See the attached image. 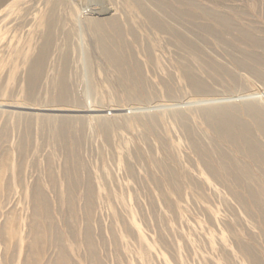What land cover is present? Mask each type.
<instances>
[{
	"label": "rangeland",
	"instance_id": "1",
	"mask_svg": "<svg viewBox=\"0 0 264 264\" xmlns=\"http://www.w3.org/2000/svg\"><path fill=\"white\" fill-rule=\"evenodd\" d=\"M49 1L36 2L35 13L40 20L45 18L43 12ZM60 1L64 33L57 35L31 99L27 97V68L38 52L40 32H11L8 47L0 45V102L33 106L38 112L26 116L22 109L0 111V264H23L30 251L29 230L38 222L32 199L37 185L48 198L49 220L62 235L58 234L60 244L69 250L73 264H94L85 244L87 226L102 264H253L240 244L253 246L264 263V230L258 216L248 212L236 195L234 198L230 181L206 168L194 146L198 143L208 149L215 162L218 150L239 158L240 166L249 162L257 177L253 182H264L259 163L213 139L197 104L218 98L243 105L246 100L243 102L240 96L264 94V86L250 79L234 59L251 50L259 60L248 59L249 63L264 69V50L243 44L239 31H223L202 11L181 6L176 0L161 1L194 10L193 14L199 16L195 22L212 26L221 39L203 32L186 15L179 18L169 14L168 22L180 21L183 34L197 44V49L184 46L173 35L141 24L142 16L131 10V0ZM192 1L200 8L220 12L233 21L235 28L245 27L264 40V0ZM96 3L102 8L112 6L121 21L129 16L136 25V37L127 33L124 38L129 42L128 54L134 58L128 60L129 68L141 71L144 94L138 97H128L93 34L76 22V7H93ZM84 20L85 15L81 18ZM65 53L67 80L78 98L69 104V114L77 117L68 123L67 144L57 142L51 129L42 126L39 113L43 107L54 105L52 79L58 75ZM187 71L203 81L209 91L195 90ZM262 101L264 104V98ZM176 103L181 113L174 114L170 109L169 105ZM93 110L110 116L108 129L101 127ZM27 126L30 144L21 154L17 144ZM69 162V177L77 181L73 208L65 198L69 177L64 169ZM88 188L93 191L90 221L85 216ZM237 190L244 192L242 188ZM9 217L19 220L16 238L5 232ZM49 243L44 264H51L58 253L54 238Z\"/></svg>",
	"mask_w": 264,
	"mask_h": 264
},
{
	"label": "bare ground",
	"instance_id": "2",
	"mask_svg": "<svg viewBox=\"0 0 264 264\" xmlns=\"http://www.w3.org/2000/svg\"><path fill=\"white\" fill-rule=\"evenodd\" d=\"M176 1L181 6H194L193 9L202 11L204 14H206L207 17H210L211 19L215 20L223 31H239V33H241L243 37V39H240L243 44H247V46L251 44V47H259L264 50V40L255 37L252 31L248 30L245 27L238 26L237 28H235L236 26L233 21L229 18L224 17L222 14H219L220 12L217 13L210 8H200L197 4L194 3L196 1ZM36 2L37 0H0V45H8L9 41L7 37L11 32H17L21 29H24L26 31L28 30L27 32H31L37 29V31L40 32V44L38 46V52L36 56L30 61V63L28 62V99H31L33 97L34 89L35 87H37L36 85L40 80V76H42L41 74L43 72L45 60L47 59L56 44L57 35H59L60 33H64V14L60 8L62 1L51 0L48 2L43 12L45 16L44 20H40V18L35 13L36 11H38L36 8ZM131 2V10L135 12V14L142 16L140 22L141 24H145L146 26L156 29L159 32H166L170 35H173L184 46H188L189 48L191 47L192 49H197V44L195 45L193 40L188 39L183 34L180 21L179 24H171L168 22V19L166 17L169 16V14L172 15V13H174L177 14L178 17L186 15L190 18V21L191 19L193 20L190 23L198 25L203 32H207L211 34V36L213 35L216 38L221 39L215 28H213L212 26L207 24L201 25L198 23L199 21L195 22L199 16L193 14L194 10L190 11L188 8H176L175 4L172 6L170 4H167L166 2L164 3V1L161 0H131ZM70 3L72 4V2ZM108 5H111V3H108ZM124 8L126 7L124 6ZM76 10V22L80 24V28L90 31L93 34V36L95 37L96 45L101 55L118 75V81L120 85H122L124 90L127 92L128 97L135 98L138 97L139 94H144V89L142 87L141 82L142 80L140 78V69L138 70V72H135L132 71L128 66V60H133L134 58H132L130 54H128L129 42L125 40L124 36L128 33L136 37V25L134 24L132 18L129 16H125L124 21H121L117 10L114 9L112 6L102 8L97 4L93 7H76ZM161 11H163L165 14H163ZM83 15H85V20L82 22L81 18ZM167 38L169 39V37ZM170 39L172 40L171 37ZM257 56L258 55H256L254 52L248 50L244 57H234V59L237 65L242 68L241 70H243L250 77V79L264 86V69L257 68L255 65L249 63L248 61V59L255 61L256 59L259 60ZM67 64L68 54L65 53L63 54V60L60 66L61 69L59 70L58 75L52 79L53 88L51 89L53 90L51 97L52 101L54 102V105L50 108L43 107L41 112L39 111L40 115H42L40 116L42 126L44 125L51 129L53 138L57 140V142L61 141L66 144L67 135H69L67 133L68 130H70L68 129L69 127L67 128L68 123L70 119L73 120L77 117V115H72L73 113L69 114L70 111H72L69 110V104L72 101H76L78 99L75 96L74 92H72L73 89L67 80ZM186 75L188 76L189 81L191 82L195 90H197L198 92L209 91L207 85L203 81L198 79L196 75H193L192 72L187 71ZM21 92L23 93V91ZM263 98L264 94L255 92L252 95H242L239 97L240 100L243 99V102L244 100H246L245 104L243 105L231 104V101L230 104L225 103V101H223L224 99L218 98L204 99L197 102V104L200 105L201 110L206 118V121L209 125L208 127H210L212 131L213 139L228 144L234 149L233 151L235 152V154L236 152L242 153V155L252 160L253 162L259 163L262 172L264 171V104H261L263 103ZM169 106L170 109L175 112L174 114H176V112H180L178 110L179 106L177 105V103L171 104ZM8 109L25 110L26 112L23 114H26V116H29L31 112L38 113L36 107L33 106H22L18 103L15 104L13 102L5 105L4 103L0 102V111ZM141 110L142 109H140L139 111ZM77 112L81 113V110H78ZM92 113L94 114L95 119L99 121V123H101V127L103 126V128L107 129L108 127H110L111 118L110 116H108V114H106L105 111L93 110ZM246 116H248L249 118H247ZM28 119L30 120V118ZM184 126L187 128L188 131V125L185 124ZM29 127L27 126L25 131H23L24 133L20 137L19 144L16 143L17 145H19V151L21 154L26 152V146L30 142ZM5 133L6 132L4 131L3 135H5ZM3 138L5 137L3 136ZM194 144V146L198 149V151L204 158L205 162L203 163L206 164V168L211 170L212 173H216V175L218 174L225 180H228L227 182H231L230 184H232L231 189L234 192H232L234 194V198L236 195L239 202L248 212L258 216L260 220L259 224L264 230V182H253V178L255 176H253L252 171L250 169V163L244 162L241 163L240 166L238 165L240 163L239 158L231 156L222 150H218L219 159L217 162H215V160L211 158V155H209L208 149H205L201 144ZM77 145L78 141L75 146H73L77 147ZM69 165H71L70 162L64 169L65 173H67L68 175H66L67 177L70 176V171H72V167H70ZM255 178L257 179V177ZM67 183L68 195H66L65 198L66 202L69 203L70 206L73 208L75 207V196L73 188L77 184V181L74 180V178L72 179L71 177H69ZM238 188H242L244 192L238 191ZM32 199L35 205L34 214L38 222L32 224L29 230L30 251L26 253L23 264H44L47 259V248L50 245V238H54V240L56 241V246L58 248L57 256L55 259H51V264H73L71 256L69 254V250L65 246L60 244L61 237L58 235L60 233H57L53 223L49 220L50 217L48 214V198L46 197V194L44 193L43 188L41 186H35ZM85 201V216L87 218V221H90V215L93 208V191L90 188H88V190L85 192ZM18 221L19 220L15 217H9L7 219L5 232L8 233L12 238H16L19 235L18 227L16 225ZM69 234L71 235V237L74 238V232L72 228L69 229ZM84 238L85 244L89 250L88 257L90 261L94 264H102V262L98 259L95 239L89 226H87L84 230ZM53 246H55V244ZM240 249L245 255L248 256V258L252 261L253 264H264L260 257L256 254L253 246H251L250 244H240Z\"/></svg>",
	"mask_w": 264,
	"mask_h": 264
}]
</instances>
